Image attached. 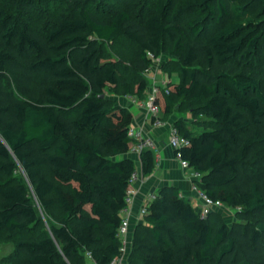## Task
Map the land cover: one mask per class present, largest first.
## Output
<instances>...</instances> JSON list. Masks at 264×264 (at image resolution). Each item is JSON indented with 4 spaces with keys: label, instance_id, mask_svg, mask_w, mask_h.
I'll return each mask as SVG.
<instances>
[{
    "label": "trees",
    "instance_id": "1",
    "mask_svg": "<svg viewBox=\"0 0 264 264\" xmlns=\"http://www.w3.org/2000/svg\"><path fill=\"white\" fill-rule=\"evenodd\" d=\"M148 6L134 15L88 0L40 30L0 4V233L14 246L0 263L91 264L90 252L96 264H109L119 255L117 228L135 169L127 156L132 113L106 89L119 85L144 99L140 71L165 54L178 80L156 94L161 118L176 100L187 108L190 121L172 123L187 139L181 156L201 173L198 187L237 219L215 224L175 187H160L127 264H264V0ZM122 39L136 46L122 66L128 79L103 47ZM140 158L150 173L151 150ZM36 205L55 206L58 221L46 227Z\"/></svg>",
    "mask_w": 264,
    "mask_h": 264
},
{
    "label": "rangeland",
    "instance_id": "2",
    "mask_svg": "<svg viewBox=\"0 0 264 264\" xmlns=\"http://www.w3.org/2000/svg\"><path fill=\"white\" fill-rule=\"evenodd\" d=\"M87 1L88 0H78L77 2L76 0H33V2L29 3V1L27 0H0V4H3L8 9H14L19 16L30 22L34 27L41 30L42 28H45V26L47 27L53 22L58 21L61 17L71 14L74 11L76 4L84 6ZM148 2L149 0H92L93 6H97V8L102 7L103 10L113 9L116 7L126 8L129 10L130 13L134 15H142L149 12L150 7L148 6ZM103 47L108 52L109 56L118 62L119 73L128 79L129 75L128 73H125L122 66H130L129 63L136 51V46L122 39L119 42H105L103 44ZM168 61L169 58L165 54H161V56H159L153 61V64L149 68L140 71V75L145 78L147 83L145 97L153 93L155 88H157V90L163 89L169 82H174L178 80L176 71L173 69V67L171 66V64H169ZM127 95L128 94L123 95L121 93V88L119 85L110 86L106 89V97L116 105H122L124 102H126L123 99L127 98ZM144 99L138 100L134 103H137V105L142 106L141 103ZM130 102L132 103L133 101ZM173 113L181 117H188V121H190L189 111L187 110V108H185V106H182V104L178 100H176V106L174 108ZM21 172L22 171H20V173ZM41 172L48 174V170L45 167L41 168ZM22 174L24 173L22 172ZM2 178L3 175L0 174V179ZM36 207L38 214L46 227L48 223L58 221L59 212L55 206L51 207L48 210H44L38 205H36ZM211 213V217L214 218L215 224L220 221L230 223L231 221L237 219L234 209L225 206L222 208H215L213 211H211ZM138 224L140 223H137L131 229V240L134 237L136 230L135 228ZM138 232L148 236L145 227L140 228ZM130 249L127 255L125 256L124 264H127ZM13 250L14 246L12 239L8 238V235H6L5 232H1L0 259L4 256H7ZM13 253L14 252H12L10 255L13 256ZM0 264L9 263L3 262Z\"/></svg>",
    "mask_w": 264,
    "mask_h": 264
},
{
    "label": "crops",
    "instance_id": "3",
    "mask_svg": "<svg viewBox=\"0 0 264 264\" xmlns=\"http://www.w3.org/2000/svg\"><path fill=\"white\" fill-rule=\"evenodd\" d=\"M127 98L123 99L126 102L120 106L128 108L132 113L130 126L135 129H140L145 136L152 138L156 145V151H151L155 160L153 170L148 174H144L141 180L131 186L133 190L132 202L120 213L121 218L125 217L129 222L128 243L124 253V261L131 245V229L137 223L142 222L143 216L140 214V209L143 205L147 204V196L150 193L156 194L160 187L172 186L178 190L180 196L187 198L193 206L198 208L200 204L195 193L190 191V180L188 178L190 169L182 168L179 165L178 160L174 156V151L168 142L169 128L173 121L177 118L188 121L189 118L181 117L173 113L169 117L161 118L163 121L162 125L154 127L151 125L150 117L146 114L143 106L137 105L134 102L131 103V100ZM127 156L134 160L135 168L141 170L140 155L129 150Z\"/></svg>",
    "mask_w": 264,
    "mask_h": 264
},
{
    "label": "built area",
    "instance_id": "4",
    "mask_svg": "<svg viewBox=\"0 0 264 264\" xmlns=\"http://www.w3.org/2000/svg\"><path fill=\"white\" fill-rule=\"evenodd\" d=\"M150 57H153L151 53H148ZM157 88L154 89V92L149 94L143 102L141 103L144 109L146 110V114L150 117L151 125L152 126H160L162 125L163 121L161 119L162 110L158 104L155 103V98L157 94ZM167 93L168 91L165 90ZM127 97L133 101L137 102L139 99H137L134 95L128 94ZM127 136L134 140V144L131 147V151L137 153L138 155L141 154V152L144 149L148 150H155L156 151V145L152 138L145 136L140 129H135L132 126L128 128ZM168 142L169 145L172 147L174 151V156L178 160L179 165L182 168H189L190 172L188 175V178L190 180V191L194 192L196 197L198 198L200 204H199V213L201 216H207L211 213L215 208H222L224 207L223 203L220 200L213 199L209 197L205 192H203L198 187V181L201 180V173L195 171L193 168L189 166V163L186 159L182 158L181 153L179 151V148L182 147L184 144L187 143V139L182 136L176 127L173 125L169 128L168 133ZM144 174L142 170L135 168L129 177L128 181V188L126 191V195L124 197L125 201V207L122 210H125L127 206L132 202V193L133 190L131 189V186L141 180L143 178ZM156 198L155 193H150L147 196V204L143 205L140 209V214L144 215L147 211V207L151 201H153ZM128 229H129V222L128 219L123 217L120 220L119 226L117 228V237L120 240V247H119V255L115 256L109 264H124V253L126 251V246L128 243ZM87 258L90 260L91 264H96L94 261L92 255L90 252H86Z\"/></svg>",
    "mask_w": 264,
    "mask_h": 264
},
{
    "label": "water",
    "instance_id": "5",
    "mask_svg": "<svg viewBox=\"0 0 264 264\" xmlns=\"http://www.w3.org/2000/svg\"><path fill=\"white\" fill-rule=\"evenodd\" d=\"M102 96V95H101Z\"/></svg>",
    "mask_w": 264,
    "mask_h": 264
}]
</instances>
